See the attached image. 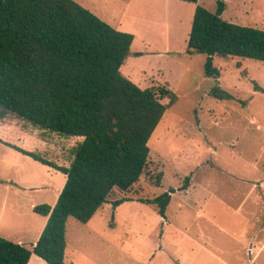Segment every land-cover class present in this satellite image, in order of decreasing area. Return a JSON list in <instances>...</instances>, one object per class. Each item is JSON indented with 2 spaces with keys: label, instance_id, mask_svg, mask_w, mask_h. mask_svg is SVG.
<instances>
[{
  "label": "rangeland",
  "instance_id": "obj_1",
  "mask_svg": "<svg viewBox=\"0 0 264 264\" xmlns=\"http://www.w3.org/2000/svg\"><path fill=\"white\" fill-rule=\"evenodd\" d=\"M75 1L133 34L120 68L126 78L140 88L167 87L177 101L148 141L149 158L139 180L109 197L130 201L114 210L103 204L87 223L68 218L64 264H264V62L214 56L219 85L233 96L215 99L209 95L215 80L203 72L205 55L186 48L196 7L213 12L217 0ZM225 4L224 21L264 30V0ZM4 120L3 140L61 166L69 165L71 148L82 139L13 116ZM6 123L28 126L38 133L36 141L21 139L22 131ZM43 142L49 150L39 147ZM16 151L0 142V213H10L16 202L29 218L31 202L53 204L63 176ZM187 176L188 186L180 190ZM9 186L23 200L13 193L4 198ZM171 189L165 218L154 205L138 201ZM28 264L46 263L33 254Z\"/></svg>",
  "mask_w": 264,
  "mask_h": 264
},
{
  "label": "trees",
  "instance_id": "obj_2",
  "mask_svg": "<svg viewBox=\"0 0 264 264\" xmlns=\"http://www.w3.org/2000/svg\"><path fill=\"white\" fill-rule=\"evenodd\" d=\"M225 1L217 0L213 12L196 7L186 48L189 54L205 55L204 75L215 80L209 95L219 100L233 96L219 85L214 56L264 62V30L224 21ZM133 40V34L114 28L75 0H0V121L13 116L82 138L71 148L68 166L0 138L66 175L53 207H33L48 217L35 245L28 248L0 236V264H28L33 254L47 264H64L68 218L87 223L103 204L114 210L130 201L109 197L139 180L149 158L148 141L177 101L169 88H140L121 73ZM188 180L180 190L187 188ZM173 192L138 201L154 205L165 218Z\"/></svg>",
  "mask_w": 264,
  "mask_h": 264
},
{
  "label": "crops",
  "instance_id": "obj_3",
  "mask_svg": "<svg viewBox=\"0 0 264 264\" xmlns=\"http://www.w3.org/2000/svg\"><path fill=\"white\" fill-rule=\"evenodd\" d=\"M1 121L5 124V120L4 119L1 120ZM6 124L12 130L13 129H16L15 126L18 127V129H20L22 131V133L20 132V134H21L20 136L22 137L21 139L27 140V141L28 140H33V142L36 141V139H37L36 135H38V133L35 132L34 130L30 129L28 126L22 125V124H18V125L15 124L14 126L13 125H10L9 126V123H6ZM8 127L6 126V128H8ZM14 131H16V130H14ZM16 134H17V132H16ZM49 143L50 144H48V145L52 146V143L51 142H49ZM39 147H42L44 149H48L49 150V148H46V143H44V142H43V145L42 146L40 145ZM17 152L18 151H16V153ZM24 156H26V155H24ZM26 157L31 158L29 156H26ZM44 166L59 173V171H57V170H55V169H53V168H51V167H49L47 165H44ZM61 175L63 176V182L61 183V185H59L58 190L56 191L55 200H54L53 204L50 205L51 207H53V205L55 204V202H56V200L58 198V195L61 192V190H62V188H63V186L65 184V181H66V175L63 174V173H61ZM10 193H13L14 194V197L16 199L18 197L19 198V201L20 200H23V198L19 194L16 197V191H14L13 189H11L10 186L9 187H6L5 191L3 192V194L5 196L4 198H7V197L11 196ZM6 195H7V197H6ZM5 202H8V201H5ZM13 204L14 205L12 206V210H11L10 213H12L14 216H16V218L18 219V223L19 224L17 226H15L16 229L14 227L6 228L5 229L4 226H1L0 225V236L3 237V238H5V239H8L10 241L23 244V245H25L28 248H32V246L35 245V243L37 242V240H38V238H39V236H40V234H41V232H42V230H43V228H44V226L46 224V221H47V218L48 217L47 216H42V215H39V214L33 212V207L36 205L34 202H31L30 205H29V209H31L32 212H33V214L29 216V218L24 217L23 213L20 212L21 209H22V206L21 205H17L16 202H13ZM1 206H3L2 208L5 207L4 206V201H3V204ZM66 227H67V224H66ZM33 229H35V230H33ZM28 232L29 233L30 232H34L33 237L31 239L26 238ZM27 240H30L32 242L30 244V246H27V242H26Z\"/></svg>",
  "mask_w": 264,
  "mask_h": 264
},
{
  "label": "bare ground",
  "instance_id": "obj_4",
  "mask_svg": "<svg viewBox=\"0 0 264 264\" xmlns=\"http://www.w3.org/2000/svg\"><path fill=\"white\" fill-rule=\"evenodd\" d=\"M17 220H15L12 213L6 214L3 210L0 213V224L1 226H4L5 229L17 226Z\"/></svg>",
  "mask_w": 264,
  "mask_h": 264
}]
</instances>
